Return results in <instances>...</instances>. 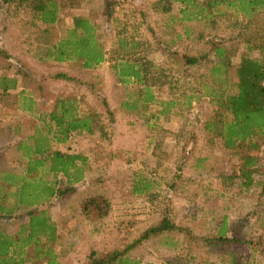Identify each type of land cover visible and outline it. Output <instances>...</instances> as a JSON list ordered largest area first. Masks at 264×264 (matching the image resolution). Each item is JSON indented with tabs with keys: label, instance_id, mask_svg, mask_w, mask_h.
<instances>
[{
	"label": "rangeland",
	"instance_id": "obj_1",
	"mask_svg": "<svg viewBox=\"0 0 264 264\" xmlns=\"http://www.w3.org/2000/svg\"><path fill=\"white\" fill-rule=\"evenodd\" d=\"M197 1L202 5L205 0ZM14 7L0 0V81L6 73L18 79L19 89L35 108L41 105L39 97L47 92L53 98L56 93L57 101H73L80 116L91 115L98 122L94 133L81 138L76 147L52 144L49 148L82 155L83 161L76 162L81 172L70 171L73 182L46 172L42 177L47 183L55 182V188L73 191L53 205L51 199L46 205L19 210L25 214L48 209L58 233L52 246L59 264H88L92 253L122 252L162 218L179 229L134 245L125 254L126 264H264V192L258 186L246 193L242 180L230 179L238 173L239 162L204 129L216 112L210 99L199 93L206 68L184 74L180 64L164 56L198 54L211 39L227 41L234 49L242 40L235 39L237 35H254L264 28V14H256L246 26L243 17L230 12L214 15L213 22L185 20V4L173 0H63L62 20L45 25L28 9ZM80 15L95 25L105 61L84 69L79 61L47 60V49ZM131 56L152 64L157 84L162 83L153 87V93L158 100L177 103L171 112L151 116L161 108L151 105L146 111L139 100L136 110L123 106L132 105L141 87L135 82L120 85L111 67ZM253 56L260 58L256 48ZM237 61L233 56L232 62ZM54 74L73 80L57 79ZM45 76L51 78L49 83ZM189 96L198 98L188 106L184 100ZM22 103L27 104L24 98L0 93V127L9 121L13 128V135L3 129L5 139L11 140L0 148V170L18 174L25 171L24 153L31 146L21 142L36 136L35 128L41 125L40 108L36 114L16 117ZM4 108L10 110L9 116ZM262 159L264 165V155ZM140 180L150 182L149 192L132 194L133 184ZM92 195L104 196L111 205L108 217L96 223L83 219L80 211ZM219 221L228 224L226 239L213 241L209 238L215 236ZM23 222L27 218L1 220L0 231L13 234Z\"/></svg>",
	"mask_w": 264,
	"mask_h": 264
},
{
	"label": "trees",
	"instance_id": "obj_2",
	"mask_svg": "<svg viewBox=\"0 0 264 264\" xmlns=\"http://www.w3.org/2000/svg\"><path fill=\"white\" fill-rule=\"evenodd\" d=\"M63 0H3L11 3L14 9H28L29 12L45 25H55L62 19L59 17V5ZM185 4L182 11L187 15L185 20H204L213 22L214 15L243 17L242 23L249 26L256 14H264V0H205L201 5L197 0H173ZM192 9L189 11L188 9ZM222 8V9H221ZM221 9V10H220ZM188 10V11H187ZM187 11V12H186ZM164 12H169L165 9ZM189 12V13H188ZM187 13V14H186ZM235 39H242L236 48L223 40L207 41L206 49L198 54L173 53L165 54L174 64H180L184 74L193 68L205 67V77L201 83L200 97L205 96L215 105L216 112L212 120H208L204 129L222 145L224 151L239 162L238 173L231 176L242 180L241 187L247 193L252 188L261 186L264 192V28L249 36L237 35ZM233 39V43L234 40ZM232 41V39H231ZM254 48L260 53V58L253 56ZM237 55L236 64L232 57ZM45 58L56 63L79 61L84 69H94L105 61V52L98 39L95 25L86 16H74L72 26L64 31L59 41L49 47ZM152 64L144 58H121L112 65V70L120 85L127 86L137 83L141 89L135 94L136 100L129 109H137L138 100L141 108L148 111L151 105L161 108L157 116H164L176 107L174 101H161L155 97L153 87L158 86V78L152 72ZM57 79L73 80L65 74H57ZM202 78V77H201ZM0 87L3 90L15 89V79H2ZM138 98V99H137ZM198 98V97H197ZM195 96L185 98V105H190ZM184 99V98H183ZM107 108V104L104 105ZM107 113H110L107 110ZM50 120L56 125V137L65 142L72 133L87 132L92 135L98 127L94 116H80L74 109V102L60 99L56 102V110ZM49 145L36 141L30 146V151L24 153L27 158L25 171L22 174L0 171V221L7 219L27 218L21 224L18 232L9 235L0 231V264H59L54 253L53 244L57 240V229L48 215V209L28 210L20 214L21 207H32L50 202L52 205L64 198L72 189L61 190L55 188V182L43 181L44 172L54 179L61 174L68 183L70 171H81L76 162L83 161L80 154H66L60 151L52 152ZM71 149L72 147H68ZM25 149V148H24ZM36 175H39L37 178ZM75 177V181H78ZM38 180V183H36ZM14 192H11V188ZM150 182L140 180L133 184L132 194H145L150 190ZM14 198L13 202H8ZM111 205L104 196L92 195L80 205L83 219L96 223L108 217ZM179 228L167 219L162 218L154 226L140 235L138 240L129 245L124 251L116 249L89 256L88 264H126V252L141 241L151 237L178 230ZM264 229V226H263ZM228 224L225 221L216 223L215 236L209 239L223 241L226 239ZM215 239V240H214Z\"/></svg>",
	"mask_w": 264,
	"mask_h": 264
},
{
	"label": "crops",
	"instance_id": "obj_3",
	"mask_svg": "<svg viewBox=\"0 0 264 264\" xmlns=\"http://www.w3.org/2000/svg\"><path fill=\"white\" fill-rule=\"evenodd\" d=\"M56 75L57 74H54V76H56ZM45 78L47 80L46 82L49 83L51 78H49V76H45ZM3 79H7V80L13 79V77L10 74L6 73V76ZM18 83H19V80L17 79L16 80V84H17L16 90L15 89H8L5 91L0 87V93L5 95V96L13 94V95H16V97L18 99L24 98L26 100L27 104L22 103L21 106L18 107L19 110H17L18 108L16 109L18 111V113L17 112L15 113L16 117H18V116L23 117L25 114H27V115H30L32 113L36 114L35 112L39 110L37 108H40V110L37 113H38V119H39L40 124H41L40 126H36V128H35V130H36L35 135L36 136L28 137L30 139H24L25 141L22 140L23 142H21V145H27V146L31 145L32 146V145H34V143L36 141H38V142L41 141L42 144L47 145V146L49 145V147L52 144H54L56 146L62 145V146H66V147H74V146L76 147L77 145H79L78 142L81 138H88L89 134L87 132H82L80 134L74 132V133H72L70 138L67 139V141H65L63 143L60 142L56 137V125L54 122H52L50 120L51 114L54 113L56 110V102H57V98H58L56 96V93L54 94V97L52 98L46 92V94H44L43 97H39L41 105L35 108V107H33L32 102H30V97L28 95L24 96L25 95L24 90L19 89ZM28 100H29V103H28ZM50 103H52V104H50ZM74 109L76 110L75 104H74ZM4 111H5L6 115L9 116L10 110H8L7 108H4ZM84 116H87V115L85 114ZM8 120L11 121L10 117L8 118ZM4 121H6V120H4ZM14 122L19 123V120L14 119ZM8 123L9 124H7V126H5V128H7V130H11V132H12L11 135H13V128H12V125L10 124L12 122L8 121ZM5 128L0 127V141H1L0 148L5 147L7 141L11 140V137H8L7 139H5V136H3L4 135L3 129L5 130ZM6 133H8V132L6 131ZM75 154H77V153H75ZM76 167L78 168V164H76ZM0 171H4V170H0ZM6 172L12 173L10 171H6ZM13 173H15V172H13ZM22 224H24V222ZM15 233L16 232H14L13 234H15ZM7 234H9V233H7ZM9 235H12V234H9ZM57 239H58V233H57Z\"/></svg>",
	"mask_w": 264,
	"mask_h": 264
}]
</instances>
